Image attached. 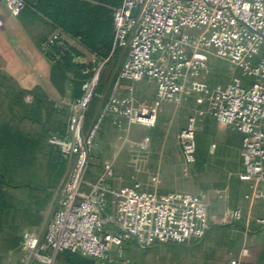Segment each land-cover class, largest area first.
<instances>
[{"label":"built area","instance_id":"2783aa9c","mask_svg":"<svg viewBox=\"0 0 264 264\" xmlns=\"http://www.w3.org/2000/svg\"><path fill=\"white\" fill-rule=\"evenodd\" d=\"M5 0L10 15H21L29 2ZM110 55L85 59L73 38L55 31L39 45L52 65L71 58L82 65L81 96L70 104L65 134L51 133L49 144L67 163V177L57 189L59 200L41 234L23 235L22 264H67L63 253L85 257L93 264H112L111 253L126 245L140 249L181 246L203 241L211 229L207 202L185 192L160 193L158 178L126 183L110 165L85 187L90 154L107 121L153 128L163 103L193 101L198 112L178 135L184 163L198 161L197 132L211 115L242 135V170L247 199L264 200V0H123L113 13ZM0 19V29L3 27ZM214 56L229 66L234 78L226 86L212 82ZM117 61L110 89L88 124L92 102L99 97L102 75ZM152 82L155 99L145 103L136 84ZM142 151L150 142L135 144ZM241 209L224 218L239 222ZM264 225V217L257 219ZM242 251V259L249 256ZM229 264H245L232 259Z\"/></svg>","mask_w":264,"mask_h":264},{"label":"rangeland","instance_id":"374dc122","mask_svg":"<svg viewBox=\"0 0 264 264\" xmlns=\"http://www.w3.org/2000/svg\"><path fill=\"white\" fill-rule=\"evenodd\" d=\"M78 1L86 6L61 0H44L37 9H28L17 16L9 15L3 10L4 17L10 16L12 25L7 36L1 35L0 49L6 53V57L11 56L12 66L8 70H0V264H22L20 248L23 235L27 232L43 233L56 208L59 200L57 189L67 177V163L60 152L49 144L48 138L51 133L65 131L70 120V112L61 120L53 119L57 113L48 110L53 99L45 95L43 88L28 91L23 87L22 72L28 69V61L24 55L17 52L18 46L15 44L10 55L8 44L22 40L30 42L39 50L41 40L61 30L70 36L78 33L83 37V42L78 46L80 53L86 55L87 61L94 54L102 57L109 55L113 36L110 11L116 6V2L122 0ZM0 4L5 5V0H0ZM66 27H75L76 30L69 33ZM209 60L213 71V86L223 87L233 80L234 73L229 66L214 56H210ZM116 68L117 61L113 59L102 75L99 97L91 104L88 124L108 93ZM50 72L52 84L60 94L68 81L71 95L73 98L78 96L81 86L78 71L51 65ZM67 72L72 75L68 77ZM136 87L145 103L155 99L156 87L152 82H140ZM198 110L191 100L180 106L163 103L153 128L129 124L118 128L111 125L95 141L84 179L85 187L93 185L107 165L127 179L133 177L147 180L159 174L150 169L149 164L153 159L152 146L156 144L157 147L166 146L165 152L160 149L156 151L162 152L164 157L168 154L169 162L173 163L175 168L180 166L182 172L173 175L174 182H186L195 188H203L201 184L208 178L210 166L195 174L184 162L179 163V160L172 159L177 151V130L185 127L189 118ZM197 134L200 149L206 148L210 140L214 141L222 134L229 137L230 146L237 145L239 140V134L233 127L220 124L211 115L202 118ZM123 136L125 139L117 151L113 144ZM143 140L150 142L146 151L135 145ZM239 165V159L234 156L231 163H220L218 168L214 169L217 174L226 177L225 180L208 183L216 189L227 190L234 185ZM60 260L67 264H93L85 257L70 253H63Z\"/></svg>","mask_w":264,"mask_h":264},{"label":"crops","instance_id":"0c3cea01","mask_svg":"<svg viewBox=\"0 0 264 264\" xmlns=\"http://www.w3.org/2000/svg\"><path fill=\"white\" fill-rule=\"evenodd\" d=\"M3 10L9 14L6 6L0 4V19L4 24L0 29V37L2 34L4 37L7 36L10 25H12L10 14L8 18L4 17ZM13 44L18 46L16 47L17 52L20 55H24L28 61V69L22 72L23 87L28 91L43 88L45 95L51 98V100L53 99V103L48 110H54L57 113L53 116L55 121L58 120L57 118L61 120L65 114L71 113L70 104L76 97L73 98L70 93V83L66 81L67 83H65L63 94H60L51 81L50 68L52 64L39 51L40 49L38 50L30 42L22 40L20 42L15 41V43L11 42L8 44V47L11 48H8L10 55ZM13 54L17 56L15 52ZM10 57H6V53H3L0 49V70H8L11 68L12 59ZM16 60L20 63L17 57ZM67 75L70 77L72 74L67 73ZM137 93L141 97L138 90ZM111 125L113 126L111 121H107L98 136L110 128ZM181 128L175 134L177 151L175 153L173 152L174 158H172L179 160V163L184 162L177 139ZM66 131L67 129L60 133L65 134ZM238 134L239 140L237 145L232 144L230 146L228 144V141H230L229 137L226 134H222L217 136L216 140H210L207 144L208 146L206 145V148L201 149L197 134L198 161L195 165L188 167L195 174L204 168H209V166L211 168L208 178L206 177V180L202 181L201 187L203 188L200 189L186 182H174L173 175H179L182 172L180 166H176L177 168H175L174 164L169 162L168 154L164 157L162 152L156 151L160 149L165 152L166 146L157 147L156 144L152 146L151 158L153 157V159L149 162L151 165L150 169H153L154 172H158L159 174L151 176L147 180H140L133 177L127 179L114 171L118 177H121L128 184L133 181L150 183L153 177H157L158 183L156 188L160 193L185 192L202 197L207 202L209 208L211 229L205 239L199 243L181 246L160 245L150 249H140L130 244L122 248L114 249L111 253L112 264H229L232 259L242 260L245 264H264V225L257 222V219L264 217V200L257 201L246 198L247 195H251L252 191L248 183L241 181L238 177L242 170V135L240 133ZM124 139L125 137L123 136L116 140V143L113 144L115 150L118 151ZM233 156L239 159L240 164L237 177L234 179V185L223 191L214 188L208 182L225 180L226 177L217 174L216 169L220 163H231ZM236 209H241L242 219L239 222L225 223L224 218L227 213ZM244 249H248L250 254L247 258L242 259V251Z\"/></svg>","mask_w":264,"mask_h":264},{"label":"trees","instance_id":"16d2710c","mask_svg":"<svg viewBox=\"0 0 264 264\" xmlns=\"http://www.w3.org/2000/svg\"><path fill=\"white\" fill-rule=\"evenodd\" d=\"M42 1L44 2V0H38V1H36V2H32V1H30L29 2V7L26 9V10H28V9H37L39 6H40V4L42 3ZM61 1H64V2H66V3H69V4H75V5H82V6H86V4L85 3H82V2H80V1H78V0H61ZM123 1V0H122ZM122 1H119V2H116V6H114V7H112L111 8V11H110V16H111V27H112V32H113V29H114V24H113V13H114V9L115 8H117V7H119L121 4H122ZM25 10V11H26ZM24 11V12H25ZM61 17V14H59V18ZM71 18V17H70ZM78 26V25H77ZM67 28V30H68V32L69 33H72L74 30H76V28L74 27V28H71V27H66ZM64 32V31H63ZM64 33H66V32H64ZM67 34V33H66ZM68 35V34H67ZM70 36V35H69ZM71 37H73V38H81V41L83 42V37L80 35V34H78V33H74V36H72L71 35ZM112 46H113V36H112V42H111V50H110V53H111V51H112ZM110 53H109V55H110ZM98 55V54H97ZM109 55H107V56H105V57H102V56H100V55H98L99 57H101V58H106V57H108ZM54 66H57V67H61V68H63V69H68V70H75V71H78L79 72V74H80V77H81V85H82V81H83V79H84V77L81 75V73H80V70L82 69V65H79V64H74V63H72V60H71V58H66L63 62H60V63H57V64H55ZM69 72V71H68ZM67 72V73H68ZM81 96V86H80V95L78 96V97H76V99H78L79 97ZM71 254V253H70ZM74 255V254H73ZM79 256V255H78ZM93 263V262H92Z\"/></svg>","mask_w":264,"mask_h":264}]
</instances>
